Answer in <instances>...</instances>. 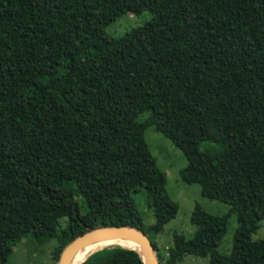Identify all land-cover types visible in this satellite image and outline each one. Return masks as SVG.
Returning <instances> with one entry per match:
<instances>
[{
    "label": "trees",
    "instance_id": "1",
    "mask_svg": "<svg viewBox=\"0 0 264 264\" xmlns=\"http://www.w3.org/2000/svg\"><path fill=\"white\" fill-rule=\"evenodd\" d=\"M151 19L122 36L109 12ZM161 15L167 21L155 27ZM152 127L186 159L181 181L237 217L228 255L217 252L228 215L196 205L193 235L154 242L178 210L144 139ZM154 222L143 223L140 205ZM0 264L25 238L55 234L56 264L76 237L126 226L151 241L160 264H264V0H0ZM56 237V236H55ZM80 264H143L131 249L100 248Z\"/></svg>",
    "mask_w": 264,
    "mask_h": 264
},
{
    "label": "rangeland",
    "instance_id": "2",
    "mask_svg": "<svg viewBox=\"0 0 264 264\" xmlns=\"http://www.w3.org/2000/svg\"><path fill=\"white\" fill-rule=\"evenodd\" d=\"M151 19V15L144 12L140 16L119 15L109 12L99 20V24L105 28L109 36H122L129 30L140 26ZM167 21V16L161 15L154 20L155 27H161ZM149 153L154 159L157 168L164 173L166 178V191L174 201L178 210L176 216L164 226L163 231L155 237V244L159 252H166L172 244L174 233L182 234L186 238L193 235L195 228L190 223V217L196 205L210 215H228L226 233L217 248L221 255H228L233 246V237L237 228V217L228 205L205 198L202 195L204 179L197 175L190 184L181 181L180 171L186 166V159L182 152L168 139L156 132L152 127L146 129L144 134ZM143 223L147 226L154 222L151 211L144 205H140ZM56 231L51 237L32 239L25 238L14 247L13 254L8 264H52V255L57 244L59 234L66 225L67 214L58 212L55 216ZM18 223V218L12 209L0 213V229H7ZM56 236V237H55ZM264 238V218L260 221L259 229L251 236L252 241ZM157 253V251H156ZM209 256L196 257L187 255L178 264H208Z\"/></svg>",
    "mask_w": 264,
    "mask_h": 264
},
{
    "label": "water",
    "instance_id": "3",
    "mask_svg": "<svg viewBox=\"0 0 264 264\" xmlns=\"http://www.w3.org/2000/svg\"><path fill=\"white\" fill-rule=\"evenodd\" d=\"M116 238L128 239L137 243L141 247L142 254L134 249L131 250L139 254L143 264H160L148 237L141 230L126 226L100 227L76 237L63 249L56 264H68L72 254L86 244Z\"/></svg>",
    "mask_w": 264,
    "mask_h": 264
},
{
    "label": "bare ground",
    "instance_id": "4",
    "mask_svg": "<svg viewBox=\"0 0 264 264\" xmlns=\"http://www.w3.org/2000/svg\"><path fill=\"white\" fill-rule=\"evenodd\" d=\"M111 245H120L123 247L134 249L140 252V254H142L141 247L137 243L131 240L123 239V238L108 239V240L92 242V243H89V244H86L80 247L72 254V256L69 259L68 264H80L84 260V258L88 256L90 253L92 254V252L100 248L111 246Z\"/></svg>",
    "mask_w": 264,
    "mask_h": 264
}]
</instances>
